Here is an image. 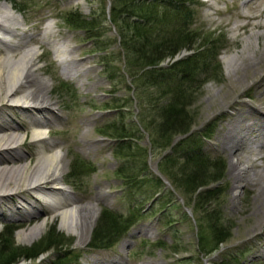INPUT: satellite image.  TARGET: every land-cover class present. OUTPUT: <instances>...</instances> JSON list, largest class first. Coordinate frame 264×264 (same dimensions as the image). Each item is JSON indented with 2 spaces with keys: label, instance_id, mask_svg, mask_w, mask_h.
<instances>
[{
  "label": "rangeland",
  "instance_id": "374dc122",
  "mask_svg": "<svg viewBox=\"0 0 264 264\" xmlns=\"http://www.w3.org/2000/svg\"><path fill=\"white\" fill-rule=\"evenodd\" d=\"M193 1L196 4L192 8L191 27L197 36L194 47H211L216 58H211L210 67L216 61L219 68L216 70L214 67L206 76L199 72V79L193 85L195 94L188 107L192 121L190 131L186 135L175 137L167 149L152 152L151 129H144V123L141 124L139 120L142 115L155 117V110L147 111L139 106L133 86L122 70L123 61L119 55L116 30L109 20L111 0H0L9 6L12 3L19 8L26 7L24 12L12 9L21 24L18 33L45 36V42L33 40L30 45L36 47V53L41 57L38 66L46 70L43 77L48 83V94L52 97V106L56 108L59 118L39 130L47 142L56 144L57 147L52 152L62 156L63 173L59 185L72 198H77L80 204L91 203L90 210H98L90 236L83 242L77 231L66 232L61 229L62 218L55 214L53 208L44 203H36V207L43 209L39 211V217L46 218L47 223L40 236L32 239L23 230L28 226V220L33 223L32 213L35 210L23 208V212L27 210L31 213L18 214L15 207L25 206L22 198H15L13 202L4 201L0 230L4 225L16 227L14 242L17 245L30 246L39 242L49 227L55 225L56 231L62 236L59 240L65 245L61 252L70 253L68 260L71 264H90L94 257L107 261L110 259L109 262L115 259L118 264H214L225 255L234 253H241L245 264H264V138H255L251 134L252 137L245 139V144L252 141L251 146L260 150L259 155H255V152L250 157L245 148L230 153L226 145L234 144L238 138H225L232 126L240 134L246 123L256 121L257 117L264 119L262 115L249 110V107H254L258 113H264V92L251 85L255 81L261 83L264 80V60L257 66L246 67L235 74L231 67L232 63L239 62L237 56L246 43H252L249 48L256 45L255 39L246 38L245 30H233L235 23L246 21L238 18V15L254 5L248 0ZM263 5L264 0H260L257 8H262ZM67 13H79L86 20L101 22L97 31L101 34L99 40H91L85 32L67 26L63 20ZM256 21L258 20L249 22ZM46 25L52 29V35H45ZM261 30L250 26V31ZM0 39L1 60L6 54L5 45L12 44L1 36ZM262 41L264 36L260 39ZM208 43H211L210 46ZM62 46L72 49V56L76 59L73 66L79 68L76 76L66 77L61 73L57 50ZM103 47L104 50L97 51V48ZM190 53L191 51L183 50L176 59ZM249 54H252V50ZM102 60L107 63L104 64ZM171 63L168 58L158 67ZM246 110H249L248 114H245ZM14 114L13 118L21 126L13 132L21 137L28 133L23 137L24 144L19 151L25 154H31L33 150L39 151L42 145L37 144L33 148V139L30 137L31 131L37 127L21 112L16 110ZM2 120L8 121L9 118H0V123H3ZM113 122L124 126L129 123L137 124L139 132L135 135L138 138L131 139L135 147L129 158L117 157V142L98 133L103 126ZM50 130H54V133H49ZM183 141L185 144L179 151L197 148L199 153L211 159H222L226 164L223 178L211 185L222 190L218 201L221 223L230 229V237L218 250L207 255L198 250L197 215L192 210L193 202L187 205L186 199L173 189L157 168V163L165 155L171 154V147ZM85 143H88L87 147L83 146ZM242 143L243 141L241 145ZM238 153L246 161H238ZM79 159L89 164L92 172L71 177V164H78L76 160ZM248 164L250 168L239 176V168ZM259 164L263 165L262 169L257 167ZM125 167L136 169V181H141L138 188L132 185L128 188L116 174L118 169ZM155 178L161 179L163 190L171 191V196L162 198L160 193H156L158 188ZM235 183L242 185L236 197L232 195ZM96 193L102 195L93 200ZM194 197L193 195L192 198ZM103 208L122 218L134 216L136 208H144V213L111 247L95 249L90 247L91 237ZM137 230L141 231L134 233ZM130 233L134 235L130 238L129 246L120 251L121 241ZM55 254L51 250L34 261L20 260L17 264H46Z\"/></svg>",
  "mask_w": 264,
  "mask_h": 264
},
{
  "label": "trees",
  "instance_id": "16d2710c",
  "mask_svg": "<svg viewBox=\"0 0 264 264\" xmlns=\"http://www.w3.org/2000/svg\"><path fill=\"white\" fill-rule=\"evenodd\" d=\"M194 3L193 0H111L109 20L116 30L122 70L133 86L139 106L147 111L155 110V117L142 115L139 120L144 123V129H151L152 152L167 149L175 137L190 131L192 121L188 107L195 94L193 85L199 79V72L206 76L214 67L216 70L219 68L216 61L210 67L211 58H216L211 47H194L197 38L191 27ZM63 20L67 26L85 32L89 39L99 40L101 34L97 31L101 22L86 20L79 13H67ZM208 44L210 46L211 43ZM104 49L97 48V51ZM183 50L191 53L170 65L158 67L165 59H172ZM136 125L129 123L124 126L113 122L103 126L98 133L117 142V157L129 158L135 147L131 139L138 138L135 135L139 132ZM184 144L183 141L172 146L171 154L165 155L157 163V168L173 189L186 199L187 205L193 202L192 210L197 215L198 250L207 255L218 250L230 237V229L221 223L218 201L222 190L211 185L223 178L226 164L222 159H211L199 153L197 148L179 151ZM76 161L78 164H71V177L92 172L89 164L80 159ZM135 170L125 167L118 169L116 174L128 188L130 185L138 188L141 181H136L138 173ZM154 182L160 197L172 195L171 191L163 190L161 179L155 178ZM143 213L144 208H136L134 216L122 218L103 208L93 230L90 247H111L143 217ZM16 229L13 225H4L0 230V264H17L20 260L31 262L51 250L55 251V257L46 264H71L68 260L70 253L61 252L65 245L59 240L62 236L55 225L49 227L43 239L30 246L14 242ZM214 264L245 263L241 253H234L225 255Z\"/></svg>",
  "mask_w": 264,
  "mask_h": 264
},
{
  "label": "bare ground",
  "instance_id": "6f19581e",
  "mask_svg": "<svg viewBox=\"0 0 264 264\" xmlns=\"http://www.w3.org/2000/svg\"><path fill=\"white\" fill-rule=\"evenodd\" d=\"M248 2H251L254 6L248 7L246 12L238 15V18L246 21L235 23L233 30H245L247 33L246 38L255 39L256 45L253 48H249L252 45L251 42L244 45L237 56L239 62L231 64L233 71H235L234 74L246 69V67L257 66L264 60V41L260 42V39L264 36V5L262 8H257V3L260 0H248ZM10 6L0 2V31L2 33L0 36L9 40L12 44L11 46L5 45L6 54L0 60V118H5V120L9 118L8 121L2 120L3 123H0V215H2L1 207L4 201L13 202L15 198H22L25 206L15 207V211L18 214L20 212L29 214L31 211L26 210L23 212V208L35 210L32 213L34 215L32 217L34 219L33 223L28 220V226L23 230L28 232V235H31V238L34 239L40 236L47 223L46 218H41L38 215L39 211L43 209L36 207L35 204L44 203L53 208L56 211L55 214L62 218L61 229L66 232L77 231L80 233V240L85 242L88 240L95 224L98 210L97 208L90 210L89 205L91 203L89 205L80 204L77 198H72L70 193L59 185L63 173L62 156L52 152L53 148L57 147L56 144L47 142L46 138L41 136L39 130L42 127L49 126V124L51 125L53 121L59 118L56 108L52 106L54 102H52V97L49 95L48 83L43 77L46 70L38 66L41 57L36 53V47L30 45L33 40L40 43L45 42V36L37 37L35 34L33 36L25 35L24 32L18 33L21 30V24L12 9L24 12L26 7L21 6L19 8L12 3H10ZM250 20L258 21L250 23ZM250 26L262 30L250 31ZM45 29V35H52L53 31L49 25H46ZM250 50H252V54H249ZM57 51L61 73L66 77L76 76L79 68L73 66L76 59L72 56V49L62 46ZM251 85L261 88V91L264 92V80L261 83L255 81ZM28 100L34 101L29 102ZM16 110L29 117L31 123L37 127L31 131L30 137L33 139L31 142L33 148L37 144L42 145L39 151L33 150L31 154L19 151L20 146L24 144L23 137L27 136L28 133L21 137L18 133L13 132L21 126L13 118ZM249 110L264 117V113H258L254 107H249ZM249 110H246L245 114H248ZM49 133H54V130H50ZM251 134L255 138H264L263 118L257 117L256 121L246 123L240 134L232 126L226 133L225 138L235 137L238 140L230 146L225 144L226 149H229L230 153H234L241 148H245L249 157L250 154L255 152V155H259L260 150L257 151L255 147L251 146L252 141L245 144V139L250 137ZM241 141H243V145H241ZM87 145L88 143H85L83 146L87 147ZM236 159L240 162L245 160L240 153L236 154ZM257 167L262 169L263 165L259 164ZM249 168V164L239 168V176H241L240 173H245L246 169ZM241 187L240 183L234 184L232 188L234 197L237 196ZM100 195L102 194L96 193L92 199L95 200ZM11 208L12 206L9 209ZM140 231L137 230L134 233ZM134 233H130L121 241L120 251L129 246L130 238ZM109 260L94 257L90 264L119 263L115 259L110 262Z\"/></svg>",
  "mask_w": 264,
  "mask_h": 264
},
{
  "label": "water",
  "instance_id": "95a60500",
  "mask_svg": "<svg viewBox=\"0 0 264 264\" xmlns=\"http://www.w3.org/2000/svg\"><path fill=\"white\" fill-rule=\"evenodd\" d=\"M188 212V211H187ZM189 213V212H188Z\"/></svg>",
  "mask_w": 264,
  "mask_h": 264
}]
</instances>
